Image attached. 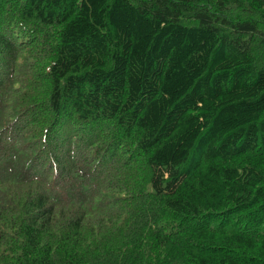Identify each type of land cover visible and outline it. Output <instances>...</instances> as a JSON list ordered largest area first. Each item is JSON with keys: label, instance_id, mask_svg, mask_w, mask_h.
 <instances>
[{"label": "trees", "instance_id": "1", "mask_svg": "<svg viewBox=\"0 0 264 264\" xmlns=\"http://www.w3.org/2000/svg\"><path fill=\"white\" fill-rule=\"evenodd\" d=\"M0 264H264V0H0Z\"/></svg>", "mask_w": 264, "mask_h": 264}]
</instances>
